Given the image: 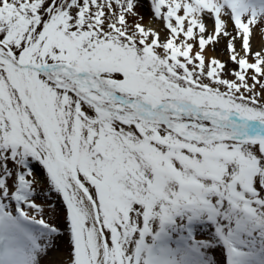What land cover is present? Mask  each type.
I'll return each instance as SVG.
<instances>
[{
	"label": "snow or ice",
	"instance_id": "6c2138e0",
	"mask_svg": "<svg viewBox=\"0 0 264 264\" xmlns=\"http://www.w3.org/2000/svg\"><path fill=\"white\" fill-rule=\"evenodd\" d=\"M144 8L0 0V264H264V0Z\"/></svg>",
	"mask_w": 264,
	"mask_h": 264
},
{
	"label": "rangeland",
	"instance_id": "374dc122",
	"mask_svg": "<svg viewBox=\"0 0 264 264\" xmlns=\"http://www.w3.org/2000/svg\"><path fill=\"white\" fill-rule=\"evenodd\" d=\"M146 11V14H147V16H150L151 14L147 11V0H145V8L144 9H142V11ZM154 22H156V21H151V23H154ZM210 21H209V25H210ZM146 27H148V26H146ZM152 28H156V29H159L160 31H161V33H163V27H162V25L161 24H157V25H154V26H152ZM162 35V38H163V34H161ZM260 37V41L262 42V43H264V37H261V36H259ZM262 43H260L259 45H257V47L258 48H260L261 46H263V44ZM222 44H224V45H226V41L225 42H223V43H221V45ZM255 44V41L254 40H252V45H254ZM237 48L239 49V42H237ZM210 53H211V58L212 57H215V58H217V59H219L221 62H224L225 61V64H226V66L228 67V69H234V67L236 68L237 66L235 65V64H233L230 60H229V54H228V52L225 50V51H223L221 54L219 53V52H217L216 50L215 51H213L212 50V48H211V50H210ZM229 65H231V66H229ZM35 171H36V174H37V176L40 178V180L42 181L41 182V184L38 186V192H39V194H38V202H45V201H48V202H50L52 205H54L55 206V209H54V211H53V213H52V215H50L49 216V219H52V220H54V219H57V216L58 215H60V212H61V210L63 209V208H60V206L58 207V206H56L57 204H56V200L57 199H59V197L58 196H56V195H49V194H47V191H46V189H47V184H46V181L44 180V177H43V174H42V172L40 171V169H39V166H35ZM40 189H44V190H40ZM58 223H60L61 225L63 224V221H62V219L61 220H58ZM61 243V242H60Z\"/></svg>",
	"mask_w": 264,
	"mask_h": 264
},
{
	"label": "bare ground",
	"instance_id": "6f19581e",
	"mask_svg": "<svg viewBox=\"0 0 264 264\" xmlns=\"http://www.w3.org/2000/svg\"><path fill=\"white\" fill-rule=\"evenodd\" d=\"M144 12V14H145V25L146 26H148V27H152V26H154V25H157L158 23L157 22H154V23H151V21H149V16H147V14H146V11L144 10L143 11ZM161 34H164V33H161ZM260 35L259 34H257V35H255L254 36V38H253V40L255 41V44L253 45V49L254 50H258L259 48L257 47V45H259L260 43H262L259 39H260V37H259ZM223 42H225L224 40H221L218 44H216L215 45V50L217 51V52H219L220 54L223 52V51H225L226 50V45H224V44H222L221 45V43H223ZM263 44V46H261V47H264V43H262ZM210 50H211V46H209V48L207 49V57L208 58H211V53H210ZM224 63H225V61H224ZM229 66H231V65H229ZM227 69H228V67H227ZM232 69V68H231ZM234 69H235V67H234ZM230 70V69H229ZM230 78V77H229ZM56 206H60V208H64V205H63V203H62V201H61V199L59 198V199H57L56 200ZM61 213V212H60ZM54 220H56V219H54ZM58 222V221H57ZM60 224V223H59ZM61 230L63 231V228H61ZM61 244H63V241H61Z\"/></svg>",
	"mask_w": 264,
	"mask_h": 264
}]
</instances>
